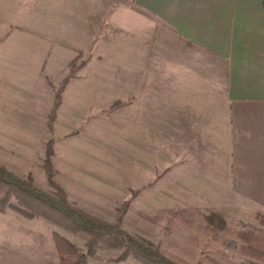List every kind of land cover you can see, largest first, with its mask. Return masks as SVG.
<instances>
[{
  "label": "rangeland",
  "instance_id": "374dc122",
  "mask_svg": "<svg viewBox=\"0 0 264 264\" xmlns=\"http://www.w3.org/2000/svg\"><path fill=\"white\" fill-rule=\"evenodd\" d=\"M30 13L0 20V166L52 193L45 165L51 143L52 178L73 205L107 222L122 215L124 231L158 246L174 264H264L246 249L245 230L264 237V179L257 177L264 161L247 144L255 142V134L236 132L234 122L227 144L239 154L228 162H199L200 149L164 138L168 133L160 122L147 133L143 124L130 122L128 84L100 89L96 57L69 59L68 42L54 41L42 23L49 11ZM37 24L40 34L33 31ZM72 62L50 127L54 98ZM241 142L247 146L240 150ZM239 166L247 178L234 171ZM4 215L9 226L24 228L26 242L40 235L56 247L58 233L81 254L88 253L86 231L29 217L10 205ZM119 254L117 247L99 240L86 264H143L133 257L116 261Z\"/></svg>",
  "mask_w": 264,
  "mask_h": 264
},
{
  "label": "crops",
  "instance_id": "0c3cea01",
  "mask_svg": "<svg viewBox=\"0 0 264 264\" xmlns=\"http://www.w3.org/2000/svg\"><path fill=\"white\" fill-rule=\"evenodd\" d=\"M44 10L69 59L96 57L100 89L128 84L130 122L146 133L160 122L164 138L198 147L212 165L239 154L227 144L235 122L255 134L247 144L264 161V0H0V20ZM243 167L234 171L247 178ZM8 224L0 212V264H57L52 242H26L24 228Z\"/></svg>",
  "mask_w": 264,
  "mask_h": 264
},
{
  "label": "trees",
  "instance_id": "16d2710c",
  "mask_svg": "<svg viewBox=\"0 0 264 264\" xmlns=\"http://www.w3.org/2000/svg\"><path fill=\"white\" fill-rule=\"evenodd\" d=\"M73 68L72 62L68 74L62 81L54 98V105L48 120L50 127L54 125L62 93L67 86L69 78L72 76ZM52 155L53 148L52 144L49 143L47 145L45 165L50 181L55 187L52 193L36 187L31 181L21 179L3 166H0L1 212H5L10 205L29 217L43 216L52 221L61 222L73 231L88 232L90 237L87 243V255H93L97 242L103 240L120 250L116 261H123L133 257L143 264H174L158 246L138 240L124 231L121 227L122 215H119L113 222H107L73 205L69 201L68 193L56 184L52 178L54 176V168L51 161ZM12 197L17 199L16 204L11 203ZM260 217L264 222V214ZM213 224H216L215 221L212 222ZM245 233L247 234L246 240H248V243H246L247 253L264 262V237L248 230H245ZM54 239L60 254V262L58 264H86L87 255L81 254L80 250L71 241L58 233H54Z\"/></svg>",
  "mask_w": 264,
  "mask_h": 264
}]
</instances>
